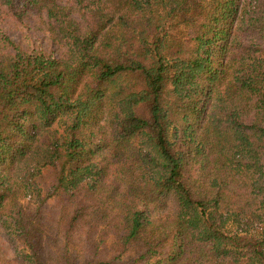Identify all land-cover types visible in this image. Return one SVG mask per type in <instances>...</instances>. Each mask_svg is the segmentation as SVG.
I'll list each match as a JSON object with an SVG mask.
<instances>
[{"label": "trees", "instance_id": "16d2710c", "mask_svg": "<svg viewBox=\"0 0 264 264\" xmlns=\"http://www.w3.org/2000/svg\"><path fill=\"white\" fill-rule=\"evenodd\" d=\"M0 6L65 48L0 31L14 264H264V0Z\"/></svg>", "mask_w": 264, "mask_h": 264}, {"label": "rangeland", "instance_id": "374dc122", "mask_svg": "<svg viewBox=\"0 0 264 264\" xmlns=\"http://www.w3.org/2000/svg\"><path fill=\"white\" fill-rule=\"evenodd\" d=\"M0 31L7 33L16 43L29 50H43L60 55L64 50L62 43H58L47 29L45 13L34 10L27 12L24 21L19 22L0 6ZM15 245L10 241L0 227V261L3 264H14Z\"/></svg>", "mask_w": 264, "mask_h": 264}]
</instances>
